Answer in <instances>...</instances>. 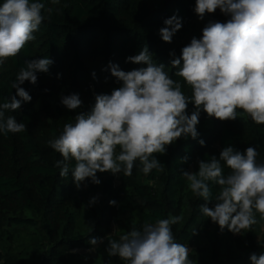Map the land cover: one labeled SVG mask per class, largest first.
<instances>
[{"label":"trees","instance_id":"16d2710c","mask_svg":"<svg viewBox=\"0 0 264 264\" xmlns=\"http://www.w3.org/2000/svg\"><path fill=\"white\" fill-rule=\"evenodd\" d=\"M41 2L45 4V21L34 33L35 39L0 65V102H4L16 94L11 84L27 62L44 57L54 61L47 73H37L36 84L25 81L21 85L31 101L6 113L25 123L26 130L0 133V264H126L119 257L108 256V240L169 215L183 217L172 230L176 241L190 248L193 264H252L251 254H264V219L259 213L255 214L257 223L241 234L227 228L221 231L200 212L205 201L190 190L182 176L184 171H198V160L219 159L227 146L241 152L255 147L257 162L264 163V124L254 123L242 110H237L235 120L228 121L201 111L206 119L199 118L196 139L181 137L167 146L165 154H156L165 166L162 172L152 170L145 175L137 160L131 176L97 172L101 183L94 184L89 178L80 189L71 173L75 162L70 163L68 176L61 177L56 162L63 157L48 143L60 135L66 123L74 122L77 114L90 112L96 95L111 94L122 86V81L111 75L110 62L126 72L146 67L127 62V58L147 46L154 62L163 64L165 71L183 84L175 76L178 69L171 66L172 59L181 56L193 37L201 38L209 22L223 23L229 17L217 9L201 20L194 11L196 0ZM173 15L181 19L182 27L167 43L159 30ZM173 52L175 56L170 55ZM183 91L191 95L186 84ZM71 94L82 100L76 110L61 103L63 96ZM193 110L190 103L188 114ZM200 140L205 141L204 146ZM229 171L224 168L225 175ZM210 188L213 196L219 192L215 183L210 182ZM93 197L96 202L90 203ZM92 237L104 242L92 246Z\"/></svg>","mask_w":264,"mask_h":264},{"label":"clouds","instance_id":"9594fccd","mask_svg":"<svg viewBox=\"0 0 264 264\" xmlns=\"http://www.w3.org/2000/svg\"><path fill=\"white\" fill-rule=\"evenodd\" d=\"M51 2L59 4L60 0ZM217 9L229 19L209 22L201 38L193 37L182 48L181 56L171 61V66L178 69L175 76L183 84L173 79L163 64L154 62L147 46L127 58V62L146 67L126 72L109 63L111 75L122 81V86L111 94L96 95L90 112L77 114L74 122L66 123L60 135L48 142L63 157L56 162L61 177L68 176L72 161L75 164L71 173L77 189L89 178L100 184L97 172L131 176L137 160L145 175L152 170L162 172L165 166L156 154H165L167 146L181 137L196 139L201 111L228 121L235 120L240 109L254 123L264 124V0H196L194 11L202 20ZM44 10L41 0H4L0 4V65L35 39L34 33L45 21ZM164 24L159 34L163 41L171 43L182 27L181 19L173 15ZM53 63L44 57L20 68L11 84L16 94L10 101L0 102V133L26 130L25 123L6 113L31 101L21 85L25 81L36 84L37 73H47ZM184 84L191 89L190 96L183 91ZM61 103L69 110L82 106L78 94L63 96ZM190 103L194 110L189 115ZM199 143L204 146L205 141ZM258 155L255 147L241 152L227 146L219 159L212 156L198 160V171L182 173L190 190L205 201L199 206L200 212L218 224L221 231L227 228L233 234H241L257 223L256 213L264 219V163L257 162ZM187 159L183 157L184 161ZM225 167L230 170L227 175ZM210 182L219 186L215 196ZM213 200L214 205L209 207ZM95 202L93 197L90 203ZM182 219L169 215L155 223L145 222L142 229L133 228L119 239H109L106 252L126 264H193L190 248L177 242L172 230ZM103 242L100 237L89 241L92 246ZM250 260L252 264H264V254L253 253Z\"/></svg>","mask_w":264,"mask_h":264},{"label":"rangeland","instance_id":"374dc122","mask_svg":"<svg viewBox=\"0 0 264 264\" xmlns=\"http://www.w3.org/2000/svg\"><path fill=\"white\" fill-rule=\"evenodd\" d=\"M200 119H201V120L206 119V116L204 115L203 112H201V114H200ZM116 176H117V175H116Z\"/></svg>","mask_w":264,"mask_h":264}]
</instances>
